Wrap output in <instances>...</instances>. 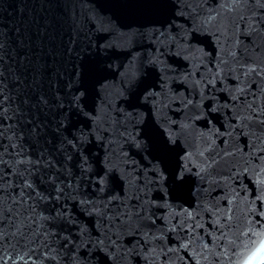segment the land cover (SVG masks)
<instances>
[{
  "label": "water",
  "instance_id": "1",
  "mask_svg": "<svg viewBox=\"0 0 264 264\" xmlns=\"http://www.w3.org/2000/svg\"><path fill=\"white\" fill-rule=\"evenodd\" d=\"M262 121L264 0H0V264H241Z\"/></svg>",
  "mask_w": 264,
  "mask_h": 264
},
{
  "label": "snow or ice",
  "instance_id": "2",
  "mask_svg": "<svg viewBox=\"0 0 264 264\" xmlns=\"http://www.w3.org/2000/svg\"><path fill=\"white\" fill-rule=\"evenodd\" d=\"M230 2L235 3L236 0H230ZM250 71H255V69H250ZM261 159H264V157H261ZM17 231H20V229L18 228ZM249 238L250 245H245L240 255L241 264H264V234H261L259 237L249 234ZM2 244L3 237L0 235V245ZM20 260H24V257L21 256ZM32 264H36V262L33 261Z\"/></svg>",
  "mask_w": 264,
  "mask_h": 264
}]
</instances>
